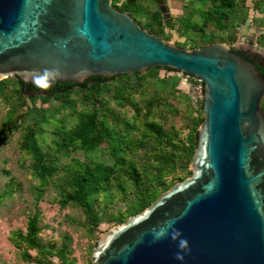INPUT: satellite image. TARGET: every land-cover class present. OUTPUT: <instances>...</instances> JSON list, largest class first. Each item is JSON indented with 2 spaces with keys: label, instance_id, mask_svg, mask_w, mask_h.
<instances>
[{
  "label": "water",
  "instance_id": "95a60500",
  "mask_svg": "<svg viewBox=\"0 0 264 264\" xmlns=\"http://www.w3.org/2000/svg\"><path fill=\"white\" fill-rule=\"evenodd\" d=\"M154 1L169 27L167 0ZM253 43L179 47L112 0H0V80L81 83L157 66L203 87L190 175L100 233L91 264H264V50Z\"/></svg>",
  "mask_w": 264,
  "mask_h": 264
},
{
  "label": "trees",
  "instance_id": "16d2710c",
  "mask_svg": "<svg viewBox=\"0 0 264 264\" xmlns=\"http://www.w3.org/2000/svg\"><path fill=\"white\" fill-rule=\"evenodd\" d=\"M180 1L183 11L171 16V29L182 39L173 44L197 48L212 42L232 43L241 36L240 26L251 19L260 30L255 42L264 49V0H251L250 7L248 0ZM112 5L170 42L172 34L165 31L154 0H112ZM250 10L259 15L250 18ZM160 70L153 66L143 74L90 76L81 83L33 84L16 75L0 80V97L7 106L0 144L19 132L20 155L29 159L26 167L38 180L37 198L50 185L59 207L79 209L80 224L92 246L103 232L101 224L111 227L124 222L190 175L197 128L204 119L202 99L179 89L181 76L175 70L164 68L163 75ZM188 77L192 84L200 83ZM261 107L264 110V98ZM8 186L0 199L15 188L12 181ZM39 214L36 210L28 216L25 230L10 231L9 240L36 264H73L68 259L67 235L59 243L42 240ZM55 254L58 261L50 257Z\"/></svg>",
  "mask_w": 264,
  "mask_h": 264
},
{
  "label": "rangeland",
  "instance_id": "374dc122",
  "mask_svg": "<svg viewBox=\"0 0 264 264\" xmlns=\"http://www.w3.org/2000/svg\"><path fill=\"white\" fill-rule=\"evenodd\" d=\"M182 3L183 1L180 0H167L172 17L182 13ZM247 3L250 7L252 2L248 0ZM152 7H156V4H152ZM255 14L254 11H249L250 18ZM250 20L248 19L246 24L240 26L238 33L241 35V39H243L242 37L244 39L249 38L252 42V39L256 40L255 33L260 30L258 31ZM165 31L172 34L170 40L172 44L175 39H182L178 37L175 29H171V24L169 27H165ZM255 46L257 49L262 50L263 48L257 44ZM164 73V68H161L160 74L163 75ZM178 87L192 94L193 98H201L199 97L200 85L192 84L190 78L186 75L181 76ZM125 110L130 116L131 111ZM6 111L7 106L0 97V126L5 118ZM18 137L19 132H14L4 145L0 144V193L9 188L8 184L11 181L15 186L11 194L4 195L0 199V264H36L31 258H24L8 238L10 231L15 229L25 230L28 216L36 210L40 213L41 231L39 235L43 241L56 239L59 243L62 236L67 235L70 239L68 259L72 260L73 264H91L90 255L96 243L92 246V240L89 239L80 224V210L59 207L58 203L53 200L54 188L50 185L46 187L44 194L37 198L35 185L38 184V180L31 175L26 167L29 159L24 160L20 155L17 146ZM78 155L82 156L83 154L79 152ZM108 227H110L109 223H103L100 225V230L105 231ZM29 253L34 255L35 251L31 250ZM50 257L53 261L59 260L56 254Z\"/></svg>",
  "mask_w": 264,
  "mask_h": 264
},
{
  "label": "flooded vegetation",
  "instance_id": "af4514ba",
  "mask_svg": "<svg viewBox=\"0 0 264 264\" xmlns=\"http://www.w3.org/2000/svg\"><path fill=\"white\" fill-rule=\"evenodd\" d=\"M243 39H244V37H242ZM239 39H241V38H239ZM238 39V40H239ZM250 41V39L249 38H245L244 39V41ZM253 40V39H252ZM255 44H256V42H255V40H254V43H253V46L256 48V46H255ZM263 49V48H262ZM243 57H245L246 59H248V60H251V59H255V62L256 63H258V61H260V59H259V56L256 54V53H254V52H250L248 55L246 54V52L245 51H238ZM258 69H259V71L260 72H262V73H264V62L262 63V64H258ZM197 85H200V83L199 84H197Z\"/></svg>",
  "mask_w": 264,
  "mask_h": 264
},
{
  "label": "clouds",
  "instance_id": "9594fccd",
  "mask_svg": "<svg viewBox=\"0 0 264 264\" xmlns=\"http://www.w3.org/2000/svg\"><path fill=\"white\" fill-rule=\"evenodd\" d=\"M238 41V40H237ZM200 91H201V86L199 87Z\"/></svg>",
  "mask_w": 264,
  "mask_h": 264
}]
</instances>
